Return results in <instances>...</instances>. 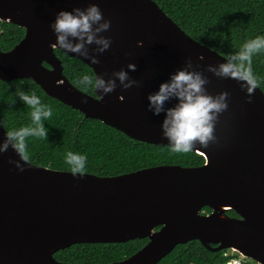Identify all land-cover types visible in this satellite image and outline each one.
<instances>
[{
    "label": "water",
    "instance_id": "1",
    "mask_svg": "<svg viewBox=\"0 0 264 264\" xmlns=\"http://www.w3.org/2000/svg\"><path fill=\"white\" fill-rule=\"evenodd\" d=\"M93 3L111 21L103 35L112 44L98 56L99 64L53 47L57 38L50 27L58 12ZM0 22L25 31L11 50L0 49L1 81L30 79L48 97L135 141L171 147L163 135L164 114L149 112L147 97L189 58L194 70L210 80L209 94L229 93L216 141L193 150L204 159L198 167L159 165L117 176L81 177L28 165L9 148L0 156V264H69L57 261L54 253L79 244L142 239L148 241L136 253L108 264H158L177 245L191 241L211 252L230 250L264 264V94L259 88L248 103L239 82L207 72L209 65L226 63L225 58L189 37L152 0H0ZM55 50L106 80L135 64L137 71L129 76L141 86L126 91L118 86L103 99L95 89L94 96L88 95L64 76ZM5 139L0 114V143ZM10 159L20 161L25 171ZM205 207L209 214L202 212Z\"/></svg>",
    "mask_w": 264,
    "mask_h": 264
},
{
    "label": "trees",
    "instance_id": "2",
    "mask_svg": "<svg viewBox=\"0 0 264 264\" xmlns=\"http://www.w3.org/2000/svg\"><path fill=\"white\" fill-rule=\"evenodd\" d=\"M189 37L226 58L258 36L264 37V0H152ZM24 29L0 22V49L11 50L24 36ZM61 60L63 74L80 91L94 96V89L79 83L83 75L95 77L81 61L54 51ZM47 66V65H45ZM254 75L264 94V50L252 58ZM35 93L52 109L44 120L47 138L27 137L28 162L55 171L72 172L67 153L86 157L83 173L100 177L132 173L159 165L198 167L204 159L194 153H177L172 147H158L135 141L100 121L86 119L80 112L48 97L30 79L11 82L0 80V114L5 132L32 126V109L16 95L17 89ZM204 214L211 210L203 208ZM237 217L233 211L227 213ZM147 239L122 244H79L54 253L53 257L69 264H108L124 260L146 243ZM228 250L211 252L198 241L177 245L158 264H225L232 257ZM249 264H256L250 262Z\"/></svg>",
    "mask_w": 264,
    "mask_h": 264
},
{
    "label": "clouds",
    "instance_id": "3",
    "mask_svg": "<svg viewBox=\"0 0 264 264\" xmlns=\"http://www.w3.org/2000/svg\"><path fill=\"white\" fill-rule=\"evenodd\" d=\"M50 27L57 38L53 47L58 46L65 53H75L90 60L92 64H99L98 56L109 50L112 44L111 38L103 35L110 30L111 21L104 19L101 9L94 3L86 9L74 8L72 11L58 12ZM92 45L96 47L90 49ZM139 46L143 47V43L141 42ZM262 50L264 37L258 36L247 41L235 54L228 55L225 58L226 63H220L218 66L209 65L206 70L217 78L239 82L241 89L246 91L249 97L248 103H251V97L259 87L258 78L253 73L252 58ZM199 59L203 60V57ZM130 71H137V66L128 64L127 70L114 71L107 80L101 76L83 75L79 83L102 92L100 99H103L104 96L113 93L118 86L125 91L141 86L140 81L129 76ZM104 75L107 76L108 73ZM209 83L210 80L203 72L194 70L192 60L189 58L184 68L173 73L168 81L159 86L157 92L148 95V111L155 116L164 114L163 135L170 142L174 152L189 153L196 149L197 144L202 148H208L216 141V124L219 116L228 109L229 93L224 91L213 96L206 87ZM16 95L32 109V126L7 131L6 139L0 143V156L11 148L21 161L28 164L26 138H47L48 130L43 121L52 116V109L43 104L35 93L28 94L18 88ZM120 99H123V96ZM172 100L177 101L176 104L166 108ZM66 162L72 166L73 176L77 174L83 176L85 156L68 152ZM9 163L15 164L21 172L25 171L20 161L10 159Z\"/></svg>",
    "mask_w": 264,
    "mask_h": 264
},
{
    "label": "built area",
    "instance_id": "4",
    "mask_svg": "<svg viewBox=\"0 0 264 264\" xmlns=\"http://www.w3.org/2000/svg\"><path fill=\"white\" fill-rule=\"evenodd\" d=\"M231 252L235 253L233 251H231ZM235 254L238 255V256H235L233 254H228L232 258L229 259L225 264H249L251 262V260L249 258H245V257H243V256H241V255H239L237 253H235Z\"/></svg>",
    "mask_w": 264,
    "mask_h": 264
},
{
    "label": "rangeland",
    "instance_id": "5",
    "mask_svg": "<svg viewBox=\"0 0 264 264\" xmlns=\"http://www.w3.org/2000/svg\"><path fill=\"white\" fill-rule=\"evenodd\" d=\"M227 253H228V254H233V255H235V256H238V255H236L235 253H232L230 250H228Z\"/></svg>",
    "mask_w": 264,
    "mask_h": 264
}]
</instances>
